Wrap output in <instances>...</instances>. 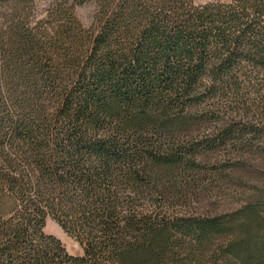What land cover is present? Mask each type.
<instances>
[{"label":"trees","instance_id":"obj_1","mask_svg":"<svg viewBox=\"0 0 264 264\" xmlns=\"http://www.w3.org/2000/svg\"><path fill=\"white\" fill-rule=\"evenodd\" d=\"M259 158L264 0H0V264H264V187L193 207Z\"/></svg>","mask_w":264,"mask_h":264},{"label":"rangeland","instance_id":"obj_2","mask_svg":"<svg viewBox=\"0 0 264 264\" xmlns=\"http://www.w3.org/2000/svg\"><path fill=\"white\" fill-rule=\"evenodd\" d=\"M213 2H225V0H196L197 5ZM40 10H44L43 5L40 7ZM77 13L81 22L86 27L93 25L96 14V7L94 5L81 7ZM252 167L256 170L250 173L241 172L237 174L246 184L243 190L237 191L235 188L220 187L219 184H216L209 193L200 195L198 202L193 207L198 212H211L213 214L229 212L239 208L246 199L253 196L256 186L264 187V159L259 158L255 160L252 162ZM45 233L59 239L70 255L75 257H82L84 255L81 244L69 236L52 218H49L47 221Z\"/></svg>","mask_w":264,"mask_h":264},{"label":"crops","instance_id":"obj_3","mask_svg":"<svg viewBox=\"0 0 264 264\" xmlns=\"http://www.w3.org/2000/svg\"><path fill=\"white\" fill-rule=\"evenodd\" d=\"M231 0H225V2H230Z\"/></svg>","mask_w":264,"mask_h":264}]
</instances>
